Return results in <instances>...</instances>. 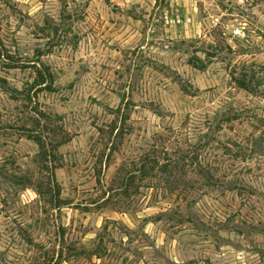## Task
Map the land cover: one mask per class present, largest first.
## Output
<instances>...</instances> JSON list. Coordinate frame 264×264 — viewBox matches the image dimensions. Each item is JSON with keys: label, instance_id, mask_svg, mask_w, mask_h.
Instances as JSON below:
<instances>
[{"label": "rangeland", "instance_id": "374dc122", "mask_svg": "<svg viewBox=\"0 0 264 264\" xmlns=\"http://www.w3.org/2000/svg\"><path fill=\"white\" fill-rule=\"evenodd\" d=\"M0 264H264V0H0Z\"/></svg>", "mask_w": 264, "mask_h": 264}, {"label": "trees", "instance_id": "16d2710c", "mask_svg": "<svg viewBox=\"0 0 264 264\" xmlns=\"http://www.w3.org/2000/svg\"><path fill=\"white\" fill-rule=\"evenodd\" d=\"M41 145H42V149L45 151L43 154L44 155L47 154V151L45 150L46 149V146L44 144H41ZM203 149L196 148V150L194 152H192L193 157L191 158V160L194 159L196 161V162H194L195 164L189 165L188 162H187L189 159L188 160H184L183 157H179L178 160H175L174 165L169 164V161H171L172 159L170 160L168 158H165L164 159V161L166 162V164L164 163V165H161V162L158 161L159 156L157 157V153L159 151H158L157 146L155 145L154 146V149L152 150V152L146 153L140 159V161H141L140 168L141 169H139V171H141L144 179H147L149 177H153V175L156 177V172L165 173V171H167L170 167L175 171V174L177 172L180 173V170L188 171V169H186V167H192L191 169L195 173V171H197L196 166H198L199 167L198 169H200V171H197L198 172L197 174L199 176L200 175H203V178L204 179L210 178L209 173L211 172V167L213 165L210 164V165H206L208 167H203L200 164H198V165L196 164L198 161L201 162L200 158H203V152H202ZM178 151L181 152V153H184L185 152L184 150H181V149H179ZM167 152L168 151L165 150L163 152V154H165V156H166ZM186 154H188V152ZM161 157H163V156H161ZM128 175H131V173H129ZM120 177H122V174L120 175ZM127 179L130 180L131 179V176H130V178H127ZM127 179L123 177V180H124L123 183H125ZM130 183H133V181L131 180ZM125 185L128 186V183H125ZM180 185H181V182L179 181L178 184H177V187H180ZM146 187L149 188L150 185L148 184V186H146Z\"/></svg>", "mask_w": 264, "mask_h": 264}]
</instances>
